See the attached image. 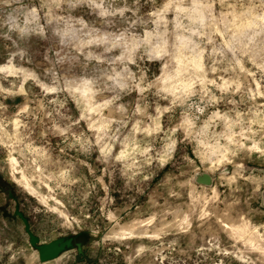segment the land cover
I'll return each instance as SVG.
<instances>
[{
    "label": "rangeland",
    "instance_id": "374dc122",
    "mask_svg": "<svg viewBox=\"0 0 264 264\" xmlns=\"http://www.w3.org/2000/svg\"><path fill=\"white\" fill-rule=\"evenodd\" d=\"M0 264H264V0H0Z\"/></svg>",
    "mask_w": 264,
    "mask_h": 264
},
{
    "label": "water",
    "instance_id": "95a60500",
    "mask_svg": "<svg viewBox=\"0 0 264 264\" xmlns=\"http://www.w3.org/2000/svg\"><path fill=\"white\" fill-rule=\"evenodd\" d=\"M65 244H67V241L57 239L54 243L44 245L42 247L43 257H51V256L55 257L59 253V251L61 250L63 245H65ZM77 247H78V250L81 252L80 245H78Z\"/></svg>",
    "mask_w": 264,
    "mask_h": 264
}]
</instances>
